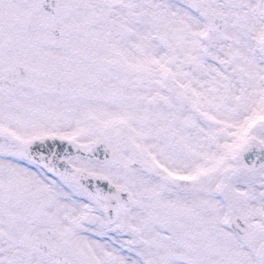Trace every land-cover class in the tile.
<instances>
[{
	"label": "snow or ice",
	"instance_id": "6c2138e0",
	"mask_svg": "<svg viewBox=\"0 0 264 264\" xmlns=\"http://www.w3.org/2000/svg\"><path fill=\"white\" fill-rule=\"evenodd\" d=\"M0 264H264V0H0Z\"/></svg>",
	"mask_w": 264,
	"mask_h": 264
}]
</instances>
